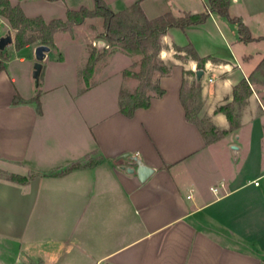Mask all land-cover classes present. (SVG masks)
Returning a JSON list of instances; mask_svg holds the SVG:
<instances>
[{
	"label": "crops",
	"instance_id": "1",
	"mask_svg": "<svg viewBox=\"0 0 264 264\" xmlns=\"http://www.w3.org/2000/svg\"><path fill=\"white\" fill-rule=\"evenodd\" d=\"M27 1L11 0L47 21L60 18L58 9L67 17L68 8L95 6V0H49L54 12L47 19L34 8L29 12ZM106 1L116 11L139 2L149 18L210 9L209 0ZM229 10L254 37L264 34V0H231ZM97 17L55 33L54 47L59 35L81 45L80 60L69 70L60 52L62 65L53 64L60 72L48 75V51L36 85L12 66L11 50L23 62L39 43L17 48L14 41L6 48L10 57L0 72V264H264V84L250 82L247 102L236 104L237 128L217 109L233 101L234 86L263 59L264 39L243 40L237 22L211 9L201 23L169 27L160 57L172 69L155 73L165 92L149 90L150 105L128 116L120 91H134L140 80L123 71L139 70L141 54L117 49L99 59L89 83L79 78L89 57L87 39H104V20ZM1 22L13 31L0 13ZM189 42L200 56H211L196 79L202 85L198 116L228 130L211 141L200 121L187 117L182 96L198 61L176 46ZM117 53L118 67L109 71ZM119 74L124 78L112 82ZM17 92L25 101L14 103ZM37 94L41 112L31 100ZM129 155L154 171L142 180L121 167ZM74 162L80 165L66 169Z\"/></svg>",
	"mask_w": 264,
	"mask_h": 264
},
{
	"label": "trees",
	"instance_id": "2",
	"mask_svg": "<svg viewBox=\"0 0 264 264\" xmlns=\"http://www.w3.org/2000/svg\"><path fill=\"white\" fill-rule=\"evenodd\" d=\"M230 1L209 0V6L211 10L227 16L233 22H237L243 40L264 39V34L259 37H254L249 26L241 17L231 15L229 10ZM210 9L198 13L185 12L180 16H176L173 12L169 11L163 15L149 18L139 2L134 3L130 8L116 11L106 0H95V6L93 8L86 5H82L79 8H68L65 19L53 18L47 21L42 15H27L20 4H13L11 0H0V13L5 15L13 28L16 29L15 46L17 48H22L39 39L44 44L53 43L54 35L57 31L61 29L71 30L73 25L83 22L87 17H103L104 31L102 32V37L110 46L118 45L121 50L127 51L128 53L141 54L140 70L125 68L123 71L125 75H132L140 80L138 87L134 91L125 88H122L120 91L121 110L128 116H132L138 107H147L150 105L152 94L147 93L149 90H152L157 95L165 92V88L160 85L159 79L155 78L156 72L167 74L172 69V65L160 57V51L163 47L162 35L165 31L172 26H178L184 29L190 24L201 23L208 18ZM176 47L179 50H185L187 55H191L196 59L198 61L197 68H204L205 62L211 58V56H200L192 42L184 46L177 45ZM106 48L108 47H102V50L104 51ZM9 57L8 50L0 47V72L6 68V60ZM101 57L96 48L89 54L88 61L81 71L87 83H89V79L93 75L96 64ZM259 73H264V57L248 79L243 78L234 86L233 101L221 104L217 108L226 113L231 129L237 128L240 125L239 112L237 111L236 104L241 108L247 102V98L252 91L250 82L258 81ZM185 82L183 84V92ZM197 86H200L201 90L200 82L197 83ZM31 100L37 102V109L41 112L42 107L39 94ZM23 101L25 99L17 92L14 97V103ZM185 107L187 117L193 121H197L198 119L193 116L186 101ZM214 129L217 133L212 137L206 136L208 141L217 139L228 131L227 129L215 128V126ZM204 133L206 135V132ZM79 165V162H74L66 169ZM10 177L25 178L24 175L16 173H11Z\"/></svg>",
	"mask_w": 264,
	"mask_h": 264
},
{
	"label": "rangeland",
	"instance_id": "3",
	"mask_svg": "<svg viewBox=\"0 0 264 264\" xmlns=\"http://www.w3.org/2000/svg\"><path fill=\"white\" fill-rule=\"evenodd\" d=\"M27 2L29 4L31 3V5H28V3H26V2L23 3V5H25L26 9L29 12H33L30 9L34 8V12H36V13H45L47 19H49L51 17L50 13L54 12V7L48 6L50 3H52L49 0H30ZM55 13H57L56 14V15H58L57 17H60L62 19L66 18V14L64 12H61L59 9ZM97 18H98L97 20H102V17H97ZM7 28L8 27L3 22H1L0 39L2 36H7V35L12 36V41L5 44L4 48H7V46H9L11 43H13L15 41L16 29H13V31L12 30L7 31L8 30ZM94 40L97 41L98 38L96 36H92L89 39H87V41H86L89 54L91 53V51L94 48H96L97 52L101 50L100 53L99 52L98 53L100 56H102V58H105V57L107 58L108 55L113 53L115 50L120 49V47L118 45H111L110 47L106 48L103 51L101 46L94 45V43H93ZM36 42L39 44H44L41 42L40 39L37 40ZM58 42H59V48L54 47L53 43H48V45L51 46V49L49 51V58L45 61V63H47V65H48V67L51 68V69L48 68V71H47L48 75L54 74L57 69H58L57 73L60 72V68H58V66L53 65L55 62L58 63V65H62V63L59 61L60 55H62V54H60V52L65 54V56L67 58L66 59L67 61L64 63L67 65L64 68L69 67V70H71V68H73L75 66L77 61L80 60L81 45L79 43L69 44L70 41H67L61 35H59ZM30 50H31L30 52H27L26 60L23 62L19 61V56L14 51V49L11 50L12 55H13L11 62H12V66L20 67L19 68L20 72L25 78L27 76H30L31 80L36 85L35 67H36V62H38L39 60L36 56V51L34 53V51L32 49H30ZM120 54L121 53H117L115 55V57H113L112 61L110 62V65L108 66V68L110 69L109 71H113V70H115V68L118 67V64H119L118 58H119ZM140 60H141V57H140ZM51 65H52V67H51ZM140 67L137 69L140 70ZM133 69H136V67H133ZM190 73L192 75V78L187 79V81L185 82L183 97L186 101V104H187L189 110L193 114V116L196 119H198V121H200L201 125L204 128V131L207 134V136L212 137V136L216 135V133H217V131L214 129L213 123L208 118H200L198 116V111H199L201 104H202V97H201L202 85H201V90H200V86H197V83H196V72H195V70H193V72L190 71ZM79 78H80L81 82L86 81V80H84L85 78H83V74H81L79 76ZM121 78H124V76L122 74L115 75L112 79V82H117ZM72 79H73L72 76L68 75L67 80L69 83L73 82ZM258 83L264 84V73L258 74Z\"/></svg>",
	"mask_w": 264,
	"mask_h": 264
},
{
	"label": "water",
	"instance_id": "4",
	"mask_svg": "<svg viewBox=\"0 0 264 264\" xmlns=\"http://www.w3.org/2000/svg\"><path fill=\"white\" fill-rule=\"evenodd\" d=\"M12 41V36H2L0 39V47L4 48L5 44ZM51 47L48 44H39L36 47V56L38 58V62H36L35 67V76H36V83H39L40 79V72L42 69V61L46 58L48 51H50ZM196 72V79L200 81L203 74V68H197ZM235 148L238 147L237 145H233ZM128 162V163H127ZM121 163V167L126 168L128 171H136L140 177V179L145 180L153 171L154 166L145 162L141 157L138 155H129L128 161Z\"/></svg>",
	"mask_w": 264,
	"mask_h": 264
},
{
	"label": "built area",
	"instance_id": "5",
	"mask_svg": "<svg viewBox=\"0 0 264 264\" xmlns=\"http://www.w3.org/2000/svg\"><path fill=\"white\" fill-rule=\"evenodd\" d=\"M93 43H94V45H98L101 47H109L110 46V44L104 39H98L97 41L94 40ZM259 182H260V180L258 178H256L255 183H259Z\"/></svg>",
	"mask_w": 264,
	"mask_h": 264
}]
</instances>
